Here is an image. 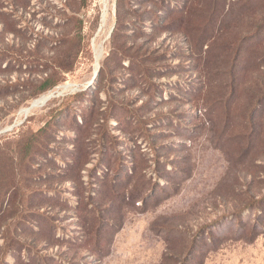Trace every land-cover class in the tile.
<instances>
[{
    "label": "rangeland",
    "instance_id": "1",
    "mask_svg": "<svg viewBox=\"0 0 264 264\" xmlns=\"http://www.w3.org/2000/svg\"><path fill=\"white\" fill-rule=\"evenodd\" d=\"M12 124L0 264H264V0H0Z\"/></svg>",
    "mask_w": 264,
    "mask_h": 264
},
{
    "label": "bare ground",
    "instance_id": "2",
    "mask_svg": "<svg viewBox=\"0 0 264 264\" xmlns=\"http://www.w3.org/2000/svg\"><path fill=\"white\" fill-rule=\"evenodd\" d=\"M46 99H47V96L46 95L42 96L40 99L32 102L28 108H24V109L20 110L19 114L25 113V112L29 111L30 109H32V108L36 107L37 105L43 103Z\"/></svg>",
    "mask_w": 264,
    "mask_h": 264
},
{
    "label": "trees",
    "instance_id": "3",
    "mask_svg": "<svg viewBox=\"0 0 264 264\" xmlns=\"http://www.w3.org/2000/svg\"><path fill=\"white\" fill-rule=\"evenodd\" d=\"M98 74V73H97ZM55 84L54 81L50 80V79H46L42 82L41 86H40V90H46L48 88L53 87Z\"/></svg>",
    "mask_w": 264,
    "mask_h": 264
},
{
    "label": "water",
    "instance_id": "4",
    "mask_svg": "<svg viewBox=\"0 0 264 264\" xmlns=\"http://www.w3.org/2000/svg\"><path fill=\"white\" fill-rule=\"evenodd\" d=\"M110 33H111V31L109 32L108 35H110ZM98 70H99V64L97 65L96 70L93 72L92 80H91L90 82H92V81L95 79V77L97 76ZM51 96H52V94L50 95V97H51ZM19 123H20V122H19ZM13 125H14V124H12L11 126H9V127H7V128H4V129L0 130V134L3 133V132H5L6 130H9L10 128H12Z\"/></svg>",
    "mask_w": 264,
    "mask_h": 264
}]
</instances>
